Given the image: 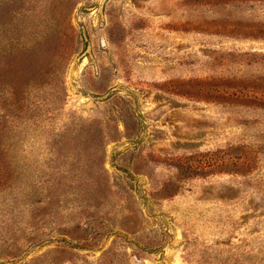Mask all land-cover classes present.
Segmentation results:
<instances>
[{
	"label": "rangeland",
	"instance_id": "374dc122",
	"mask_svg": "<svg viewBox=\"0 0 264 264\" xmlns=\"http://www.w3.org/2000/svg\"><path fill=\"white\" fill-rule=\"evenodd\" d=\"M0 264H264V0H0Z\"/></svg>",
	"mask_w": 264,
	"mask_h": 264
},
{
	"label": "water",
	"instance_id": "95a60500",
	"mask_svg": "<svg viewBox=\"0 0 264 264\" xmlns=\"http://www.w3.org/2000/svg\"><path fill=\"white\" fill-rule=\"evenodd\" d=\"M82 33H83V37H84V39L86 40L87 38H86V33H85V31H84V29H82ZM105 96H103V97H101V98H104Z\"/></svg>",
	"mask_w": 264,
	"mask_h": 264
}]
</instances>
